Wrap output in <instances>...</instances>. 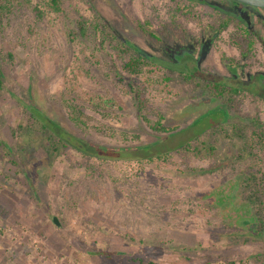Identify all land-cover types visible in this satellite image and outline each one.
Wrapping results in <instances>:
<instances>
[{"label":"rangeland","instance_id":"374dc122","mask_svg":"<svg viewBox=\"0 0 264 264\" xmlns=\"http://www.w3.org/2000/svg\"><path fill=\"white\" fill-rule=\"evenodd\" d=\"M190 1L192 13L176 10ZM232 1L62 0L56 10L51 0H23L7 12L0 28V264H264V227L253 233L230 216L248 209L242 187H227L241 167L230 164L237 140L222 141L210 159L128 155L167 138L142 112L152 122L161 113L177 130L201 112L213 118L206 110L226 98L211 101L196 84L205 77L242 89L230 101V123L250 130L257 115L264 130V8L236 1V21L212 33L210 23ZM94 8L155 63L130 75L110 44L102 47L99 31L89 26L92 36L81 34L78 19L94 20ZM146 20L153 31L169 26V38L146 36L137 26ZM238 23L256 32L248 56ZM224 56L239 66L225 64ZM193 65L200 71L186 79ZM129 81L135 90L145 86L142 112ZM34 108L66 135L58 151L43 149L50 139L40 121L32 136L13 132ZM73 109L84 113L86 126L70 118ZM210 165L215 169L203 174L189 171Z\"/></svg>","mask_w":264,"mask_h":264},{"label":"trees","instance_id":"16d2710c","mask_svg":"<svg viewBox=\"0 0 264 264\" xmlns=\"http://www.w3.org/2000/svg\"><path fill=\"white\" fill-rule=\"evenodd\" d=\"M61 1L62 0H51L54 6L53 8L60 10ZM200 1L202 3L206 2V0ZM235 2L231 3V5H226L224 15H219V19L216 20V22L210 23L209 27L212 33L218 35L236 21L237 18L235 13H237L238 6H236ZM22 3L23 0H0V28L1 25H3L4 17L7 15V12H10L15 5ZM176 10L184 14L192 13L193 3L190 1L188 4H179ZM78 24L80 32L83 35L89 33V35L92 36V31L89 30V26L93 27L96 32L99 31L101 33L102 47H106L110 44L112 56H116L121 60V67L128 74H141L147 66H152L155 63L153 57L147 51L119 35L112 25L95 8L94 20L83 17L78 19ZM137 26L146 36L158 40L169 38L172 30L169 26H165L163 29L153 31V25H151L148 20L138 21ZM237 27L243 32L245 39H247V47L242 48V54L248 56V52L251 51L255 43L256 32L251 31L248 25L239 24ZM184 33H186L185 30L178 34L184 37ZM236 43L238 45L239 41H236ZM223 61L229 66H239L232 58L226 56L223 57ZM188 69L189 70L184 74L186 79L195 78L197 76V71H200L199 67L196 65L188 67ZM1 70L2 65L0 63V76L2 74ZM260 75L261 73H258L259 77ZM116 76L119 80H123L121 76ZM155 80L157 79L153 81ZM196 84L209 96L208 98L211 101L220 102L222 98H226V101L222 104L218 103L211 106L206 110L207 113L212 112L213 118L205 117L204 111L195 116L190 124L177 130L176 126H168L162 122L163 116L161 113L159 114L160 117L154 122H152L146 114H143L142 111L146 108V99L144 97L145 86L139 84L135 90L133 84L130 81L128 82V85L132 88L134 97L139 101V110L142 112L141 115L143 119L149 122L151 127L157 132L167 134L166 139L159 138L158 140L149 142L142 147H138L134 154L129 153L128 155L146 158L147 160L158 158L167 161L172 153L179 152L189 154L198 159H210L217 153L222 141L229 140L234 142L237 140L239 144L230 164L231 168L236 170L238 168L236 161H240L241 167L238 169L236 178L230 180L227 187L234 186V181L236 186L240 185L242 187L239 199H241V204L246 205L248 209L239 207L233 210L230 216H237V223L243 226V228H247L249 231L253 228V233L255 231L257 234H262L264 227V155L260 156L257 154V149L264 148L263 122L259 116H252L249 121L252 126L250 130L246 129L243 124L229 122L232 108L230 101L234 100L235 95L240 94L242 91L240 87L228 82L213 80L208 77H205L203 81L197 82ZM73 110L74 111L70 113V118L76 125L86 126L84 113H82L81 110ZM33 112L27 117V125L20 123L13 132L15 134L32 136L37 132L35 126L37 122L40 121V127L42 131H44L43 133H45L43 136L50 139V141L43 146V149L46 152L58 151L59 144L64 142L63 140L66 135L55 127L50 126L46 120L43 119L42 115L37 114L38 110L36 108L33 109ZM220 112L222 113L221 115L219 114ZM204 119H206V122L202 126L200 125L201 120ZM227 122L231 124V129L226 128ZM52 123L58 126L57 122L52 121ZM197 125L201 127H197ZM77 142L79 143L77 144V148L82 150L85 149L80 140H77ZM89 150L93 154H99L94 148H90ZM215 167L214 165L200 169L191 167L189 171L193 173L199 170L203 174L207 171H213ZM150 264L154 263L150 262Z\"/></svg>","mask_w":264,"mask_h":264},{"label":"water","instance_id":"95a60500","mask_svg":"<svg viewBox=\"0 0 264 264\" xmlns=\"http://www.w3.org/2000/svg\"><path fill=\"white\" fill-rule=\"evenodd\" d=\"M238 2H241L243 4H247L250 6H255V7H261L264 8V0H236ZM53 220L59 224V221L57 219V217H54Z\"/></svg>","mask_w":264,"mask_h":264},{"label":"flooded vegetation","instance_id":"af4514ba","mask_svg":"<svg viewBox=\"0 0 264 264\" xmlns=\"http://www.w3.org/2000/svg\"><path fill=\"white\" fill-rule=\"evenodd\" d=\"M240 3H241V2H240ZM242 4H243V3H242ZM244 5H246V6H248V7L250 6V5H247V4H244ZM250 7H255V6H250ZM237 8H238V7H237ZM239 8H240V7H239ZM259 8H260V7H259Z\"/></svg>","mask_w":264,"mask_h":264}]
</instances>
